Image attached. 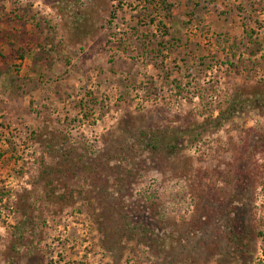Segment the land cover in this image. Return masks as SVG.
Here are the masks:
<instances>
[{"label": "rangeland", "instance_id": "obj_1", "mask_svg": "<svg viewBox=\"0 0 264 264\" xmlns=\"http://www.w3.org/2000/svg\"><path fill=\"white\" fill-rule=\"evenodd\" d=\"M257 94L264 0H0V264H264Z\"/></svg>", "mask_w": 264, "mask_h": 264}, {"label": "trees", "instance_id": "obj_2", "mask_svg": "<svg viewBox=\"0 0 264 264\" xmlns=\"http://www.w3.org/2000/svg\"><path fill=\"white\" fill-rule=\"evenodd\" d=\"M258 97H256V101H258V104H260L261 106H263L264 108V94H257ZM234 112L232 111V109H230L223 117H230ZM201 135V134H200ZM195 139H197V137H195ZM146 147H147V150L149 152H152L154 154H160L162 153L163 150H167V151H170V150H174L176 151L177 150V147L176 145H166L164 142H162L158 137H149L148 139H146ZM99 177V176H98ZM107 180V178H104ZM141 225H135L134 226V229L135 228H140ZM263 237L264 238V233L260 232L259 233V237ZM239 241V242H238ZM237 243L238 244H242V241L238 240Z\"/></svg>", "mask_w": 264, "mask_h": 264}, {"label": "crops", "instance_id": "obj_3", "mask_svg": "<svg viewBox=\"0 0 264 264\" xmlns=\"http://www.w3.org/2000/svg\"><path fill=\"white\" fill-rule=\"evenodd\" d=\"M221 2L223 1V0H220ZM233 1V0H232Z\"/></svg>", "mask_w": 264, "mask_h": 264}]
</instances>
